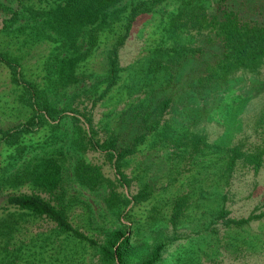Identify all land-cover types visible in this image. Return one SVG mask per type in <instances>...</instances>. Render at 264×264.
Returning <instances> with one entry per match:
<instances>
[{
  "label": "trees",
  "instance_id": "16d2710c",
  "mask_svg": "<svg viewBox=\"0 0 264 264\" xmlns=\"http://www.w3.org/2000/svg\"><path fill=\"white\" fill-rule=\"evenodd\" d=\"M16 2L18 10L11 23L25 19L35 40L47 39L55 46L46 63L49 74L40 79L27 77L23 64L17 58L0 51V64L10 75L12 84L20 90L18 101L31 110V116L25 122L0 129V155L7 153L9 156L6 164L0 165V264H19L30 241L22 235L30 234V224L37 222L55 226V237L50 234L45 239H38L42 248L55 245L59 239L63 243L62 248L65 243L76 242L84 248L95 249L97 264H133V251L137 248L132 243L136 238L140 239L142 229L135 226L133 232L128 233L129 227L123 225L122 220L124 207L143 204L152 198L154 192L148 184L131 200L122 195L119 188L129 183L123 167L128 157L158 132L173 100L165 97L154 101L151 97L157 90L169 86L175 73L180 74L183 83L195 93H204L237 73L259 74L264 69V0ZM156 13H161L171 42L153 46L137 71L136 89H150L145 91L148 98L131 104L129 108L133 112L135 126L138 125L134 130L135 137L128 141L123 134L112 132L101 139L94 123V110L123 84L125 69L121 65V49L135 25L144 16ZM103 45L108 46L105 48V72L80 74V63ZM85 46L87 53L82 50ZM186 64L190 65V71L184 77L181 71ZM126 84H129L128 80ZM41 133L47 137L35 140ZM173 133L175 137L176 128ZM182 147L186 152L191 151V157L201 160L213 151H221L217 163L223 168L226 178L239 164L253 167L255 171L264 166V147L260 144L249 150H244L240 144L218 146L220 149L214 150L215 145L210 144L206 136L194 134L190 146ZM88 151L97 152L108 160L115 171V180L104 174L101 166L88 160ZM51 161L58 162L53 164L58 169L52 175H58L57 183H61L66 174L78 186L91 192H102L106 208L118 213L124 228H103L104 238L100 240L74 223L72 202L65 201V197L57 196L55 201L58 204H55L36 190L30 193L10 191L6 186L7 183L13 186L17 178L22 177L20 171L24 165L26 169L33 166V171L36 174L41 172L40 178H43ZM62 171L65 173L60 175ZM47 185L45 187L49 189ZM49 192L53 195L51 189ZM64 192L66 196L65 188ZM190 208L189 193L174 199L168 219L175 232L174 238L156 239L150 250L137 259V264L163 262V255L171 243L179 238L178 230L183 227ZM229 215L230 211L224 207L218 218L227 231L237 233H245L254 221L264 219V212L241 219H233ZM9 253L14 254L13 258Z\"/></svg>",
  "mask_w": 264,
  "mask_h": 264
},
{
  "label": "rangeland",
  "instance_id": "374dc122",
  "mask_svg": "<svg viewBox=\"0 0 264 264\" xmlns=\"http://www.w3.org/2000/svg\"><path fill=\"white\" fill-rule=\"evenodd\" d=\"M17 10L16 0H0V51L17 58L23 64L27 77L40 79L49 74L46 63L55 44L47 39L35 40L25 19L11 23ZM168 36L161 13L144 16L135 25L121 49V65L125 69L123 84L94 110V123L101 139L112 132L123 134L128 141L135 137L134 130L138 125L135 126L133 112L129 108L131 104L148 98L145 91L150 89H136L137 71L145 63L153 46L171 42ZM106 47L103 45L84 63L81 62L78 72L104 73ZM82 50H86L85 53L88 51L86 46ZM189 67L186 64L181 71L184 77L189 75ZM179 75L175 73L173 82L165 89L157 90L151 97L154 101L165 97H172L173 100L158 132L128 157L123 167L129 183L119 188L122 195L131 200L148 184L154 192L152 198L143 204L124 207L122 220L123 225L129 227L128 233L131 234L135 226L142 229L140 239L134 238L132 243L137 248L133 251V264H137L141 254L147 253L159 237H166L167 240L174 238L175 232L168 219L174 199L184 193L191 196V208L184 218L183 227L178 230L179 238L171 243L160 264H264V219L254 221L245 233H237L227 231L218 218L224 207L230 211L229 217L233 219L264 212V166L255 171L253 167L239 164L226 178L223 168L217 163L221 151H213V154L201 160L191 157L190 147L189 152L182 147L190 146L194 134L206 136L208 142L215 145L214 150L218 146L237 144L243 146L244 150L252 149L257 144L264 147V69L256 75L237 73L204 93L191 91ZM126 80L129 84H126ZM19 94L20 90L12 84L10 75L0 64V129L25 122L31 116V110L18 101ZM174 128L177 130L175 137ZM43 134L35 140L45 139L47 136ZM8 157L7 153H2L0 165L6 164ZM87 158L101 166L110 179H116L114 169L104 156L88 151ZM57 163L51 161L50 169L45 171L43 178H40L41 172L36 174L33 171V166L26 169L24 165L20 171L22 177L17 178L13 186L9 183L6 186L10 191L30 193L36 190L55 204H58L55 201L57 196L65 197V201L72 202L74 223L100 240L104 238L103 228H124L118 213L106 208L102 192L86 190L72 182L66 174L62 182L57 183L55 179L58 175L52 176L58 169L53 164ZM64 173L62 171L60 175ZM30 226V234L26 232L22 235L30 241L19 264H97L96 250L84 248L76 242L65 243L62 248L63 243L57 239L55 245L42 248L38 239L53 235L55 226L46 222ZM8 255L13 258L14 254Z\"/></svg>",
  "mask_w": 264,
  "mask_h": 264
}]
</instances>
